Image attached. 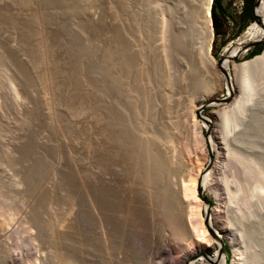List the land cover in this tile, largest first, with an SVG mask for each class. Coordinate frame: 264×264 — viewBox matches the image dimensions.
Listing matches in <instances>:
<instances>
[{
  "label": "bare ground",
  "instance_id": "1",
  "mask_svg": "<svg viewBox=\"0 0 264 264\" xmlns=\"http://www.w3.org/2000/svg\"><path fill=\"white\" fill-rule=\"evenodd\" d=\"M115 1L109 4V28L103 35V86L100 89L90 85L88 116L83 115L89 132L87 196L92 238L89 244L77 240L73 263L111 264L118 249L124 252L128 264H144V257L138 258L139 252L154 249L159 254L156 264H168L169 260L187 264L190 255L196 257V262L216 237L212 217L216 214L217 220L220 213L224 193L219 187L220 178L229 171L242 176L245 166L240 169L237 155L226 147L223 139L213 134L214 123L208 119L197 122L194 127L193 151L189 136L182 133L181 117L190 108L200 115L205 92L211 89L216 94L227 85V96L212 101L227 110L224 130L236 133V122L243 123L246 114L251 113L250 124H254L259 133L264 132L259 113L249 110L257 101L259 104L264 101L258 95L264 74V50L252 59L235 62L251 43H244L243 39L226 47L222 59H215L211 55L214 0H170L171 4H165V8L173 24L167 33L158 29L150 0H119V7L112 5ZM8 2L0 0V7ZM82 11L77 9L79 15L85 17L92 13L90 9ZM263 17L264 0L261 13L257 15L259 22L254 21L246 35L254 42L264 34ZM93 20L96 21V17ZM1 33L6 34L4 30ZM99 41L96 46L101 48L102 41ZM62 108L60 110L77 121L73 117L74 110L66 104ZM57 126L63 133L66 127L61 119ZM203 128L208 129L206 137L201 135ZM77 142L74 141L76 146ZM198 155L204 157L202 165L195 164ZM202 185L212 190L219 202L207 219L200 213L202 201L197 193ZM205 209L209 211L210 206L206 204ZM101 226L105 229L104 237L100 235ZM175 244L182 246L178 252H173ZM221 260L222 255L217 250L213 264ZM62 263L70 264V260L65 257Z\"/></svg>",
  "mask_w": 264,
  "mask_h": 264
},
{
  "label": "rangeland",
  "instance_id": "2",
  "mask_svg": "<svg viewBox=\"0 0 264 264\" xmlns=\"http://www.w3.org/2000/svg\"><path fill=\"white\" fill-rule=\"evenodd\" d=\"M114 1L9 0L0 7V264H63L65 257L74 264L77 240L86 244L91 241L87 196L90 147L87 122L83 120L88 116L90 85L100 89L103 86V35L109 28V4ZM241 1L246 6V0H220L228 19L218 9L220 20H223L219 34L212 22L211 55L217 60L225 56V48L232 43L243 39L244 43L254 42L246 35L255 18L249 20L245 17L244 6L242 13H238ZM150 4L154 7L158 29L167 33L173 24L165 8V4H171L170 0H150ZM256 4L254 0L253 15L254 9L256 15H260L262 0ZM20 5L22 8L18 7ZM112 5L117 7L119 0ZM77 9L82 12L90 9L92 13L85 17L79 15ZM93 17L97 20L94 21ZM79 18L83 21L78 22ZM2 30L6 34H2ZM261 38L260 43L241 52L235 62L260 55L264 50V34L258 41ZM98 40L102 41H99L101 48L96 46ZM260 81L258 95L264 100V74ZM227 91V85L218 89L216 94L214 90H207L200 115L194 114L190 108L181 117L182 133L189 136L193 151L194 127L197 122L208 119L214 123L213 134L223 139L226 147L237 155L240 169L245 166L242 176L229 171L220 178L219 187L224 191L220 213L217 220L214 218L216 214L212 217L216 237L212 239L213 244L206 247L201 259L195 262L196 257L190 255L187 264L199 261L213 264L217 250L222 255L219 264H264V132L259 133L258 128L250 124L251 113L246 114L243 123L236 122V133L224 130L227 110L215 106L212 101L226 97ZM64 104L74 110L76 122L71 115L60 110ZM249 110L259 113L264 126V101L261 104L257 101ZM58 119L66 127L63 133L57 126ZM84 125L87 128L81 127ZM208 134V129L203 128L201 135L206 137ZM74 141H80L82 145L77 142L76 146ZM192 156L194 158V154ZM198 160L194 159L195 164L205 163L202 155H198ZM197 193L202 201L200 213L207 219L219 202L206 186H199ZM206 204L210 206L209 211L205 209ZM100 235L106 236L102 226ZM173 246V252L182 248L176 244ZM140 255L144 257V264H156L159 259L155 249L139 252V259ZM115 263L128 264L122 250L114 252L111 264ZM168 264L178 263L169 260Z\"/></svg>",
  "mask_w": 264,
  "mask_h": 264
},
{
  "label": "trees",
  "instance_id": "3",
  "mask_svg": "<svg viewBox=\"0 0 264 264\" xmlns=\"http://www.w3.org/2000/svg\"><path fill=\"white\" fill-rule=\"evenodd\" d=\"M253 4L254 0H246V6H244V15L247 19L253 20L254 15H253ZM222 12V14L228 19L226 9L220 2V0H214L213 5H212V20H213V26L214 29L216 30V33L219 34V28L223 26V20H220V14L219 10ZM263 38L260 39L262 41ZM251 54L255 55L254 52H251Z\"/></svg>",
  "mask_w": 264,
  "mask_h": 264
},
{
  "label": "water",
  "instance_id": "4",
  "mask_svg": "<svg viewBox=\"0 0 264 264\" xmlns=\"http://www.w3.org/2000/svg\"><path fill=\"white\" fill-rule=\"evenodd\" d=\"M256 1H257V4H258L259 0H256ZM257 4H256V6H257ZM256 6H255V8H256ZM254 18H255V21H258V22H259V18H257V15H256V12H255V9H254ZM260 42H261V41L250 43V44L248 45L247 49H248V50L251 49V47H253L254 45H256L257 43H260ZM206 201H207V200H206ZM207 203H208V204H211L209 201H207Z\"/></svg>",
  "mask_w": 264,
  "mask_h": 264
},
{
  "label": "built area",
  "instance_id": "5",
  "mask_svg": "<svg viewBox=\"0 0 264 264\" xmlns=\"http://www.w3.org/2000/svg\"><path fill=\"white\" fill-rule=\"evenodd\" d=\"M243 6H244V2L241 1V2H240V5L237 7V9H238V13H239V14L242 13V11H243Z\"/></svg>",
  "mask_w": 264,
  "mask_h": 264
}]
</instances>
